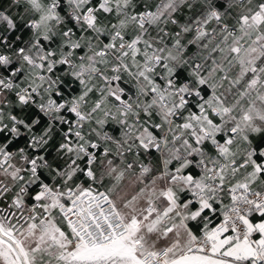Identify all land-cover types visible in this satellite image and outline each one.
<instances>
[{"label": "snow or ice", "instance_id": "obj_1", "mask_svg": "<svg viewBox=\"0 0 264 264\" xmlns=\"http://www.w3.org/2000/svg\"><path fill=\"white\" fill-rule=\"evenodd\" d=\"M0 264H264V0H0Z\"/></svg>", "mask_w": 264, "mask_h": 264}]
</instances>
